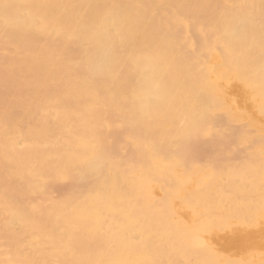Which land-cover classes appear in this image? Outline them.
Masks as SVG:
<instances>
[{
  "label": "bare ground",
  "instance_id": "obj_1",
  "mask_svg": "<svg viewBox=\"0 0 264 264\" xmlns=\"http://www.w3.org/2000/svg\"><path fill=\"white\" fill-rule=\"evenodd\" d=\"M0 264H264V0H0Z\"/></svg>",
  "mask_w": 264,
  "mask_h": 264
},
{
  "label": "rangeland",
  "instance_id": "obj_2",
  "mask_svg": "<svg viewBox=\"0 0 264 264\" xmlns=\"http://www.w3.org/2000/svg\"><path fill=\"white\" fill-rule=\"evenodd\" d=\"M58 194H59V189L55 188V189L53 190V196H54V197H57ZM1 242H5V240H1ZM243 263H248V262H243Z\"/></svg>",
  "mask_w": 264,
  "mask_h": 264
}]
</instances>
